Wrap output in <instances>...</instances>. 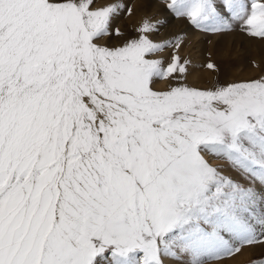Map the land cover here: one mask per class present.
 Listing matches in <instances>:
<instances>
[{"label": "snow or ice", "instance_id": "snow-or-ice-1", "mask_svg": "<svg viewBox=\"0 0 264 264\" xmlns=\"http://www.w3.org/2000/svg\"><path fill=\"white\" fill-rule=\"evenodd\" d=\"M167 6L264 39V0ZM124 7L0 0V264H208L264 245V75L156 90L188 61L154 58L180 41L153 42L147 19L107 46Z\"/></svg>", "mask_w": 264, "mask_h": 264}, {"label": "rangeland", "instance_id": "rangeland-1", "mask_svg": "<svg viewBox=\"0 0 264 264\" xmlns=\"http://www.w3.org/2000/svg\"><path fill=\"white\" fill-rule=\"evenodd\" d=\"M116 2L123 3L125 7L112 21L111 35L105 40L107 46L120 47L129 40L137 38L139 34L136 30L146 19L157 26V30L149 36L153 42L163 43L166 41H176L177 39L180 41L179 49L174 47L166 48L154 58L161 59L165 67L171 62L173 52H176L179 56L180 63L187 60V70L183 76V80L181 81L179 79L180 74L178 72L174 73L173 77L175 79L170 77L167 80H156L153 84L156 90H167L170 86H177L181 82L197 89H211L217 85L259 79L264 75V69L262 73L252 76L247 75L254 67L253 60L247 58L248 61H245V59L242 61L241 58H246V52L250 54L251 51H254L255 48L249 42L262 44L264 43V39L246 35L245 32L241 31L240 21L231 22V31L210 33L198 30L186 17H177L167 6L171 0H94L96 6H104ZM129 8L132 10L131 13L127 11ZM116 29H119V35L116 34ZM188 34L191 37H188ZM229 40L232 42L230 44L231 47L228 48L227 41ZM246 40L248 41L247 43L244 42ZM226 48H228L227 51L224 50ZM231 54L232 57H230ZM208 63L214 64L215 69L207 68L206 65ZM229 66L231 67L230 69ZM240 72L244 76L239 75ZM206 159L210 164H212V161H215L212 164L213 166L218 168L223 166V171L226 174L232 176L234 179L240 180V177L236 173L228 169L227 163L223 160L207 155ZM242 183L247 182L242 181ZM231 243H235V241H231ZM253 247L245 246L235 255L212 259L208 264H232L234 262L238 264H253L254 261L256 264H260L261 261H264V253L262 252L259 255L242 256L247 251H252ZM245 257L249 259L242 260Z\"/></svg>", "mask_w": 264, "mask_h": 264}, {"label": "bare ground", "instance_id": "bare-ground-1", "mask_svg": "<svg viewBox=\"0 0 264 264\" xmlns=\"http://www.w3.org/2000/svg\"><path fill=\"white\" fill-rule=\"evenodd\" d=\"M188 37H191L189 34H188ZM234 40V39H233ZM237 40V39H236ZM235 40V41H236ZM232 42V41H231ZM231 42H230V40L229 41H227V46H228V48L229 47H231L230 46V44H231ZM244 42H248L247 40L246 41H244ZM233 44V43H232ZM249 44H251L252 45V47H254L255 49H254V51H251L250 52V54H248V52H246L247 53V55H246V58H241L242 59V61L245 59V61H248V59L247 58H250V60H253V63H254V67L250 70L251 72H249L247 75H254V74H258V73H262V71H263V69H264V43H255V42H253V43H251V42H249ZM248 45V44H247ZM240 46V45H239ZM228 48H226V49H224V50H226L227 51V49ZM240 49H241V47H240ZM252 49V48H251ZM236 50V49H235ZM247 50V49H246ZM248 51V50H247ZM234 52V51H233ZM218 53V52H217ZM226 53V52H225ZM228 53V52H227ZM239 53V52H238ZM233 54V53H232ZM232 54H231V56L230 57H232ZM262 56V57H261ZM241 57H243L242 55H241ZM217 59H219V58H217ZM220 59H222V58H220ZM238 59V58H237ZM223 60V59H222ZM215 61V60H214ZM217 61V60H216ZM234 61V60H233ZM232 61V62H233ZM235 61H237L238 62V60H236L235 59ZM228 62H231V61H228ZM235 63V62H234ZM237 64V63H236ZM232 65V64H231ZM236 66V65H235ZM231 67L229 66V69H230ZM231 72V71H230ZM236 72V71H235ZM219 74H221V73H219ZM218 74V75H219ZM226 74H228V72H226ZM225 75V74H224ZM239 75H243L244 76V74H242L241 72L239 73ZM219 78V77H218ZM215 162V161H214ZM214 162L212 161V164H214ZM223 166H221L220 167V169H222L223 170ZM263 250V251H262ZM264 253V245H254V247L252 248V251H247L244 255H242V256H245V255H259L260 253ZM247 259H249V258H247V257H245L244 259H242V260H247ZM239 261H241V260H239ZM232 264H238V263H232Z\"/></svg>", "mask_w": 264, "mask_h": 264}]
</instances>
